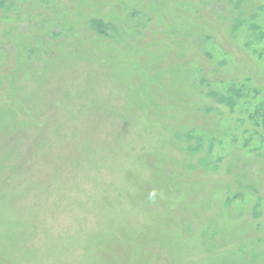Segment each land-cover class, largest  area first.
Listing matches in <instances>:
<instances>
[{
    "label": "rangeland",
    "instance_id": "obj_1",
    "mask_svg": "<svg viewBox=\"0 0 264 264\" xmlns=\"http://www.w3.org/2000/svg\"><path fill=\"white\" fill-rule=\"evenodd\" d=\"M0 264H264V0H0Z\"/></svg>",
    "mask_w": 264,
    "mask_h": 264
}]
</instances>
